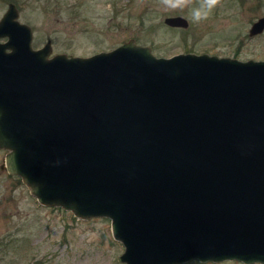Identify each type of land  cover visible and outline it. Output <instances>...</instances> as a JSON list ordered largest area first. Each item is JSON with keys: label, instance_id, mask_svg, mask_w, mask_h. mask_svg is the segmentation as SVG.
Returning <instances> with one entry per match:
<instances>
[{"label": "water", "instance_id": "water-1", "mask_svg": "<svg viewBox=\"0 0 264 264\" xmlns=\"http://www.w3.org/2000/svg\"><path fill=\"white\" fill-rule=\"evenodd\" d=\"M18 15L0 18L1 168L42 205L109 218L123 264H264V59L132 38L51 54Z\"/></svg>", "mask_w": 264, "mask_h": 264}, {"label": "rangeland", "instance_id": "rangeland-1", "mask_svg": "<svg viewBox=\"0 0 264 264\" xmlns=\"http://www.w3.org/2000/svg\"><path fill=\"white\" fill-rule=\"evenodd\" d=\"M9 2L15 3L19 21L31 26L33 47L49 39L51 54L90 56L132 38L157 56L207 52L264 59V31L248 33L264 15V0H220L199 23L191 9L201 0H189L183 9L168 8L161 0H0V18ZM170 16L184 17L187 27L166 24ZM5 154L0 148V264H123L117 258L124 247L113 239L109 218H79L60 206L38 203L18 175L1 168Z\"/></svg>", "mask_w": 264, "mask_h": 264}, {"label": "clouds", "instance_id": "clouds-1", "mask_svg": "<svg viewBox=\"0 0 264 264\" xmlns=\"http://www.w3.org/2000/svg\"><path fill=\"white\" fill-rule=\"evenodd\" d=\"M162 4L171 9H183L189 4V0H161ZM220 0H201L198 7L191 9L192 20L199 23L207 20L212 10L219 4Z\"/></svg>", "mask_w": 264, "mask_h": 264}, {"label": "flooded vegetation", "instance_id": "flooded-vegetation-1", "mask_svg": "<svg viewBox=\"0 0 264 264\" xmlns=\"http://www.w3.org/2000/svg\"><path fill=\"white\" fill-rule=\"evenodd\" d=\"M263 16H264V15H263ZM261 17H262V16H261ZM258 18H259V17H258ZM258 18H257V19H258ZM257 19H256V20H257ZM253 22H254V21H253ZM253 22H252V23H253ZM252 23H251V25H252ZM251 25H250V28H251ZM186 27H187V26H186ZM250 28L248 29V33H249ZM263 31H264V29H263L260 33H262ZM260 33H257V34H255V35H258V34H260ZM249 35H250V34H249ZM250 36H251V35H250ZM252 36H253V35H252Z\"/></svg>", "mask_w": 264, "mask_h": 264}]
</instances>
